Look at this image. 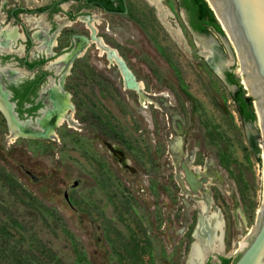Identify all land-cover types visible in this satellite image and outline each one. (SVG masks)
Segmentation results:
<instances>
[{"label": "rangeland", "instance_id": "374dc122", "mask_svg": "<svg viewBox=\"0 0 264 264\" xmlns=\"http://www.w3.org/2000/svg\"><path fill=\"white\" fill-rule=\"evenodd\" d=\"M54 1L0 0V31L15 27L26 37L0 48L12 56L0 58V76H33L14 57L45 59L42 96L69 69L63 90L75 119L55 129V141L11 143L0 113V264H190L194 248L201 264L233 263L257 225L264 162L258 116L243 120L233 101L238 85L245 96L250 90L225 35H195L179 0H162L169 12L162 15L144 0H126V15L83 2L54 15L29 12ZM16 6L28 12L15 18ZM92 23L142 82L140 93L123 87L118 66L95 44L69 65L49 61L91 39ZM201 219L212 234L208 249L195 236Z\"/></svg>", "mask_w": 264, "mask_h": 264}, {"label": "water", "instance_id": "95a60500", "mask_svg": "<svg viewBox=\"0 0 264 264\" xmlns=\"http://www.w3.org/2000/svg\"><path fill=\"white\" fill-rule=\"evenodd\" d=\"M218 22L226 39L223 42L228 46L226 34L218 21L215 12L210 7L207 0H204ZM216 10L223 15L227 22L235 47L239 51L242 60L241 65L245 70L244 80L250 84V92L246 97L254 99V111L259 118L260 128L263 137V155L264 162V0H211ZM127 13V10L124 11ZM198 37L201 35L195 34ZM222 35V34H219ZM206 43H214L213 39H204ZM123 65L130 72L133 80L135 77L127 68L125 62ZM222 67L219 73L222 72ZM120 73V72H119ZM222 74V73H221ZM121 75V73H120ZM123 87L125 81L121 75ZM134 91L139 92L137 89ZM142 91V90H141ZM0 101L3 110H0L6 119L8 135L15 134L13 140L23 138H40L47 139L51 133H55V125L44 126L40 118L35 120V126L30 125V121L22 122L17 119L13 112V105L9 102V94L0 85ZM10 121V124H9ZM264 186V185H263ZM257 225L252 238L241 250L234 264H264V189L263 204L257 214ZM194 236V233H193ZM195 237V236H194Z\"/></svg>", "mask_w": 264, "mask_h": 264}, {"label": "flooded vegetation", "instance_id": "af4514ba", "mask_svg": "<svg viewBox=\"0 0 264 264\" xmlns=\"http://www.w3.org/2000/svg\"><path fill=\"white\" fill-rule=\"evenodd\" d=\"M144 1L149 3L151 5V7H153L157 11L158 14L162 15V12L166 14L165 10L161 11V13H159L156 6L152 5L147 0H144ZM70 2H72V3L83 2L84 4H86L88 6L97 8V9L103 11L104 13H108V14L126 15L128 13V7H127L126 0H121V1L120 0H108V2H105L102 0H65V1L55 0L54 2H52L48 5L29 10V12L34 11V13H39V14H45L46 13L48 15H54V14H58L61 12V10H60L61 5L66 4V3H70ZM120 3L122 5V7L124 8L123 10L118 9L120 7ZM41 8H46V9L40 10ZM179 8L183 11V14L185 16L186 26L190 31H192L193 33H196L198 35L208 34V32L205 34L199 33L198 31H196L194 29L193 22L189 16L188 12L186 11L184 6L182 5V0H179ZM125 10H127L126 14L124 13ZM27 12H28L27 8L21 7V6H16L13 9L9 10V14L11 16H14L15 18L19 14L27 13ZM161 17H162L161 19L164 22H166L163 19V16H161ZM92 25H94V26H92ZM92 25L87 24V26L89 28H91L90 29L91 30V34H90L91 39H89V40L81 39L79 42H77L75 44V46L73 48H65L64 52H62L59 55H56L53 59H50L49 61L52 62L53 65L62 64V63L69 65L73 58H81L84 50L90 44H95L96 49L99 51V53L101 55L100 49L98 48V46L96 44V41L97 40L99 41L101 39H99L95 36V30H93V29H95L96 24L93 23ZM170 30H172V29H170ZM209 30H213V29L208 28V31ZM24 37H25L24 33H21L18 28L15 29V27H12V28L5 27L4 29H2L0 31V38H1L0 48L3 49V48H7V47L8 48L12 47L15 44L16 39H20L21 41H23L26 38V37L25 38ZM53 42H54V44H53ZM53 42L51 43V46L56 45V42L55 41H53ZM22 47L23 46L20 45V49H22ZM102 55H104L106 57V59L109 61L107 54H102ZM0 58H3V60H10L12 58V56L9 54L8 55H1L0 54ZM67 58H68V60H67ZM14 59L17 61V63L20 66L25 67L27 70H29L27 68V66L25 65V63L31 62V61H29L27 58H15L14 57ZM215 60L216 59L213 56H211L209 58V64L213 69L219 70L222 66V63L218 60H216V61ZM46 62H47V60H45V63ZM44 64L40 65V66H38L32 70H29V71H35L33 76H31L29 78L22 79V80L12 81V80L8 79L6 76L1 75L0 76V85L2 86V88L5 91L8 92L9 102L13 105V112L16 114L18 120H20L22 122L30 121V125L35 126V120L40 118L42 125H44L45 127L55 125V129L64 123H67L70 126L69 122L66 121V116H69L72 113L74 116V110H73V107L69 101L68 94L63 90L64 79L69 74V71H68L69 69L68 70L66 69L65 72L61 73L59 78L54 83H52L48 87H45L46 89L41 96V94L39 92L40 88L46 83L48 77L50 76V73L43 69ZM115 67H117V66H115ZM117 69L121 73V75L123 76L121 69L119 67H117ZM42 73H45L46 75L43 76ZM41 78H43L41 83L38 86L32 85L30 87L31 89L29 92L28 88H27V81L40 80ZM15 94L23 95L24 97L25 96L27 97L26 100H24L22 102V106L20 107L21 115H19V113H18V107H19L18 106V100H19V98H14ZM0 106H1L0 110H3V106L1 105V101H0ZM64 111H65V113H64ZM0 113H1V111H0ZM2 116H3V114H2ZM4 119H5V117H4ZM5 121H6V119H5ZM9 124H10V121H9ZM55 135L56 134L51 133L47 139L55 141V137H54ZM37 139H40V138H37ZM252 148L256 152L258 150L257 144H255V143L252 144ZM205 223H207V221H204V219H203L202 226H201L202 232H201L200 238L204 242H205V240L209 241V238L212 235L211 232H210V234H207V235H205V233L203 232V226L205 225ZM207 245L208 244H206V246Z\"/></svg>", "mask_w": 264, "mask_h": 264}, {"label": "trees", "instance_id": "16d2710c", "mask_svg": "<svg viewBox=\"0 0 264 264\" xmlns=\"http://www.w3.org/2000/svg\"><path fill=\"white\" fill-rule=\"evenodd\" d=\"M62 1H65V0H62ZM102 1L108 2V0H102ZM182 5L184 6L186 11L188 12V14H189V16L193 22V27L196 31H198L199 33L205 34L208 32V28H211L216 33L223 35V32H222L218 22L216 21L214 15H213V12L210 10V8L208 7L207 3L204 0H182ZM46 8H41L40 10H44ZM118 9H120V10L124 9L122 7L121 3H120V7ZM44 63H45V60L41 59L39 61L27 62V63H25V65L27 66V68L29 70H32V69H34L40 65H43ZM42 74H43V76L46 75L45 73H42ZM42 80H43V78H41L40 80H35V81L34 80L27 81L28 91L30 92V89H31L30 87L32 85L38 86ZM228 81L232 84L238 85L237 81L233 78L232 74H229ZM14 98H19V100H18V106H19L18 107V113H19V115H21L20 107L22 106V102L24 100H26L27 97L26 96L24 97L23 95L15 94ZM233 101L237 104L238 114L243 120L249 121V122H254L256 120V114H255V111L253 108L254 99L251 97L245 96V90L242 88V86H240V85L237 86V91L233 96ZM2 177H4V175H2ZM27 199L30 200L31 202L34 201V198L31 197V195H29V194H27ZM5 227H6V222H1L0 223V234L2 236L5 235L4 234L5 230L3 231V229ZM2 236H0V237H2ZM2 244H4L3 241H2ZM234 262L232 263L231 260L228 258L220 257L218 264H234ZM207 264H211V263H207Z\"/></svg>", "mask_w": 264, "mask_h": 264}, {"label": "bare ground", "instance_id": "6f19581e", "mask_svg": "<svg viewBox=\"0 0 264 264\" xmlns=\"http://www.w3.org/2000/svg\"><path fill=\"white\" fill-rule=\"evenodd\" d=\"M148 2H150L152 5H154V6H156V8L159 10V11H166V14H169V12H168V9L163 5V3H162V0H147ZM208 1V3H209V5H210V7L213 9V11L215 12V14H216V17H217V19H218V21L220 22V24H221V26H222V28H223V30H224V32H225V34H226V37H227V39H228V41H229V44H231V47H232V49H233V51L235 52V54H236V56L240 59V62H241V60H242V57H241V55H240V53H239V51L237 50V48H236V50H235V45L234 44H232L233 43V41H231V39H230V37L232 38V33H231V30H230V28H229V26H228V24H227V22L225 21V19H224V17H223V15H221L217 10H216V8H215V6L213 5V3H212V1L211 0H207ZM93 24V23H92ZM91 24V25H92ZM92 26H94V25H92ZM93 28V27H92ZM16 29V28H15ZM91 29V28H90ZM94 30V29H93ZM174 31V30H173ZM93 32V31H92ZM174 33H175V31H174ZM93 34V33H92ZM179 38H181V36L180 35H178L177 33H175ZM23 37V36H22ZM25 38V37H24ZM97 40V39H96ZM233 40V39H232ZM95 41V40H94ZM53 44H54V42H53ZM96 44H97V46H98V48L100 49V52H101V54L103 53V54H107L108 55V58H109V60L111 61V64H113V65H116V66H118L120 69H121V72H122V74H123V79H124V81H125V86L127 85V83H128V85L130 86V88H134V89H138L139 91H141V90H143V84H142V82L141 81H138V80H133V78H132V76H130V72L128 71V70H126L125 69V67H124V65H123V59H122V57H120V55H119V53L114 49V48H111V47H109V46H107L102 40H97L96 41ZM63 59V58H62ZM61 60V59H60ZM67 60H68V58H67ZM131 71V70H130ZM241 71V73H243V75H244V73H245V70H244V68L242 67V69L240 70ZM132 73V72H131ZM133 74V73H132ZM242 83L244 84V83H246V84H248L247 82H245V80H243L242 81ZM245 85V84H244ZM245 89H249L250 90V84H248V86H246L245 85ZM64 100V99H63ZM62 101V100H61ZM61 103V102H60ZM58 104V103H57ZM1 107V106H0ZM72 111V110H71ZM64 113H65V111H64ZM63 113V114H64ZM64 116V115H63ZM65 117V116H64ZM62 120V119H61ZM66 121H68L69 122V124L72 126V124H74L75 123V119H74V116H73V113L71 114V115H69V116H66ZM59 123V122H58ZM61 124V123H60ZM12 136H15V134H11V136H10V138H9V141L12 143V141H13V138L14 137H12ZM55 138H57L56 137V135L54 136ZM58 139V138H57ZM263 149V145L261 146V150ZM258 151V150H257ZM256 151V152H257ZM202 222H203V219H201V221H200V224H199V226H198V229H197V232H196V234H195V236L196 237H198V238H200V236H201V232H202V228H201V226H202ZM206 224H208V222L207 223H205V225ZM204 225V226H205ZM204 226H203V228H204ZM212 228H214L215 230H220V229H222V224L221 223H219V222H216L215 224H214V226L212 227ZM203 232L205 233V235H207V233H206V231L203 229ZM210 238H211V236H210ZM209 238V241H206L205 240V243L206 244H208L207 246H206V248L205 249H208L209 247H210V244H211V239ZM196 244H198V243H196ZM196 244H194V245H196ZM242 244V243H241ZM243 246H245V244H243L242 245V247ZM201 259H202V253L198 250V248H194L193 249V252H192V256H191V259H190V264H201Z\"/></svg>", "mask_w": 264, "mask_h": 264}]
</instances>
